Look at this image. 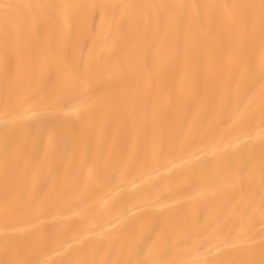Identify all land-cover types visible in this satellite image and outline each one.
I'll return each instance as SVG.
<instances>
[{"label": "bare ground", "instance_id": "bare-ground-1", "mask_svg": "<svg viewBox=\"0 0 264 264\" xmlns=\"http://www.w3.org/2000/svg\"><path fill=\"white\" fill-rule=\"evenodd\" d=\"M0 264H264V0H0Z\"/></svg>", "mask_w": 264, "mask_h": 264}]
</instances>
